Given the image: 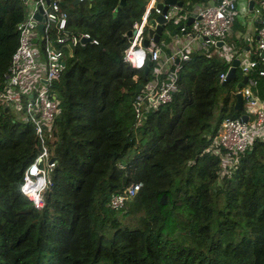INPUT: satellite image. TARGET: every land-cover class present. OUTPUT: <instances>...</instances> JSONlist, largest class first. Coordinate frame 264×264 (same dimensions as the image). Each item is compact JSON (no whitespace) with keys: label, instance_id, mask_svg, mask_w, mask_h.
Returning a JSON list of instances; mask_svg holds the SVG:
<instances>
[{"label":"trees","instance_id":"trees-1","mask_svg":"<svg viewBox=\"0 0 264 264\" xmlns=\"http://www.w3.org/2000/svg\"><path fill=\"white\" fill-rule=\"evenodd\" d=\"M181 1L175 25L207 2ZM117 2L71 0L65 8L66 27L97 42L66 48L49 88L58 112L44 142L23 119L27 95L19 107L0 104V264H264V137L230 157L216 143L225 118L252 119L244 100L233 105L237 82L264 77L236 65L222 80L230 66L223 48L194 50L171 99L135 118L134 88L151 65L144 73L122 55L144 6ZM21 3L0 0V89ZM42 144L55 163L37 208L20 187ZM131 182H139L134 195L110 208V195Z\"/></svg>","mask_w":264,"mask_h":264},{"label":"built area","instance_id":"built-area-1","mask_svg":"<svg viewBox=\"0 0 264 264\" xmlns=\"http://www.w3.org/2000/svg\"><path fill=\"white\" fill-rule=\"evenodd\" d=\"M31 1L33 6L29 14L16 24L17 43L4 73L0 104L19 107L21 95H27L23 119L33 124L35 135L40 142H44L45 135L48 134L52 120L58 112V101L49 88L52 80L58 77L64 67L66 48L83 42L82 38L93 43L97 40L88 32L77 34L66 27L67 12L60 5V0ZM252 1L250 9L257 22L255 53L244 61H239L234 56L232 46L228 45L225 39L227 30L235 18L236 0H211L201 5L194 12L191 22L178 28L179 31L186 32L187 36L183 42H177L171 50L160 46L151 36L147 37V43L143 45L150 9L155 14L160 12V8L155 6V0L143 3V11L139 20L132 24L131 29L134 32L127 36L128 43L122 55L123 60L137 68H144L147 60L151 62L150 77L141 85L144 91L139 90L135 93L132 102L135 118L140 117L143 107H156L159 103L171 99L177 89L176 79L181 62L188 59L195 49L207 51L213 47H221L224 56L230 61L229 65L232 59L236 58L237 65L244 74L254 68L257 75L264 77V0H257L256 4L254 0ZM245 2L248 4L249 0ZM177 11V6H172V12L176 13L174 16H177L178 21ZM35 12L39 13V19L34 18ZM163 17L165 21L160 24L164 28L170 18L169 10ZM31 20H34L35 24L42 23V33L36 25L30 24ZM185 25H188V29ZM50 39L53 45L50 44ZM196 45L198 47H195ZM225 71L219 73L222 80L225 78ZM252 78L246 75V79ZM42 79L46 81L43 82ZM245 105L253 116L251 125H248L247 119L243 120L240 116L225 118L216 136V143L225 150L227 157L244 151L253 136L264 137L263 108L254 98H250ZM54 163L53 155L42 144L36 160L23 172L20 190L37 208H41L43 204L42 189L49 182L48 174ZM138 186L139 182H131L122 191L112 193L108 199V206L113 209L120 207L125 199L134 195Z\"/></svg>","mask_w":264,"mask_h":264},{"label":"crops","instance_id":"crops-1","mask_svg":"<svg viewBox=\"0 0 264 264\" xmlns=\"http://www.w3.org/2000/svg\"><path fill=\"white\" fill-rule=\"evenodd\" d=\"M142 5L146 1L140 0ZM181 1V0H180ZM211 1V0H207ZM257 0H254V3L256 4ZM206 3V2H205ZM183 3H181L179 6H177V9L179 10V7L182 6ZM204 3L198 2L195 3L189 10V12L183 17L181 16L183 20L186 19V16L190 12H195L201 5ZM256 27L257 22L254 18L253 11L250 9L248 4H246L245 0H236V11H235V18L232 22V25H230L229 29L226 33V42L228 45V41L234 42V40H242V48L237 49L234 48L233 45V54L235 57L239 59V61H244L245 59H248L249 57L253 56L255 53V39H256ZM175 26L172 28L174 29ZM170 29V36L169 40L166 44L162 45L166 50H171L174 45L177 42H183L186 39L187 33L181 32L178 29L171 33ZM195 47H198L197 45ZM199 50V49H195ZM201 51V50H199ZM238 91L242 94V100H244V103L246 104L247 101L250 100V98H254L255 101L263 108L264 110V78L262 79V82L259 78H252L251 80L245 79L241 85L238 87ZM247 119V118H246Z\"/></svg>","mask_w":264,"mask_h":264},{"label":"water","instance_id":"water-1","mask_svg":"<svg viewBox=\"0 0 264 264\" xmlns=\"http://www.w3.org/2000/svg\"><path fill=\"white\" fill-rule=\"evenodd\" d=\"M77 1L78 0H73L74 3L77 2ZM135 1L139 5H142L140 0H135ZM124 3H125V0H118L116 8H118L119 6L123 5ZM181 3H182V1H180V0H158L155 3V6L160 8V12L155 14L152 17H149L147 19V27H146V32H145V36L146 37L143 39V45H145L147 43V37H150V36L152 37L153 40L158 41L159 36H160V34H161L162 30H163V26L160 23L165 21V18L163 17V14L166 11L172 9V6H174V5L179 6ZM252 3H253V1L249 0L248 6L251 7ZM193 14H194V12H190L186 16L185 20H182V21L178 22L175 25V28L171 30V33H173L175 31V29L177 30L178 28H180L183 24H189L191 22V20H192ZM39 17H40L39 13L35 12L34 13V18L35 19H39ZM30 24L32 26L36 25V27L39 30V32L42 33V23L41 22H38V23L35 24V21L31 20ZM133 32H134L133 29H128L127 32H126V35L130 36ZM81 40L85 41L86 39L82 38ZM148 58H149V56L147 55V59ZM237 64H238V60L236 58H233L232 62H231V65L228 66V68L225 71V78L224 79L234 76V68H235V66ZM150 65H151L150 60H147V63H146V65L143 68L144 73H146L148 71ZM245 79H246V75H243L242 79L239 82H237V84H236L237 88L239 87V85H241V83ZM42 81L45 82L46 80L42 79ZM141 85L142 84L140 82L135 85V88H134V92L135 93H137L139 91ZM241 104H242V94H241L240 91L237 90L235 92V99H234L233 105L236 108H240ZM240 117L243 120H246L247 115L245 113H242L240 115ZM50 159H52V157Z\"/></svg>","mask_w":264,"mask_h":264},{"label":"rangeland","instance_id":"rangeland-1","mask_svg":"<svg viewBox=\"0 0 264 264\" xmlns=\"http://www.w3.org/2000/svg\"><path fill=\"white\" fill-rule=\"evenodd\" d=\"M70 1L71 0H60V3L62 4V6L64 8L67 9L70 7ZM157 1L158 0H155V3ZM21 5H22V9H23V16L26 17L29 14V12L33 6V2L31 0H26L25 2L22 1ZM169 14H170V18L168 20L167 26L163 28V30L160 34V38L158 39V42H157L160 46H162L168 42L169 36H170V28H171V26L175 25V23L177 21V16H174V14H176V13L172 12V9L169 10ZM181 14H184V13H181ZM49 42H50V44L53 45V41L51 39L49 40ZM247 123L250 126L252 123V119L251 118L248 119Z\"/></svg>","mask_w":264,"mask_h":264}]
</instances>
